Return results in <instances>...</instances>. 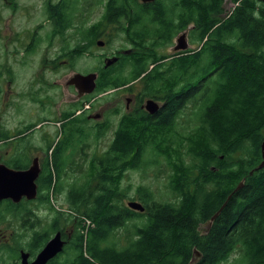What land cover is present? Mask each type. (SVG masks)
Here are the masks:
<instances>
[{
  "label": "trees",
  "instance_id": "obj_1",
  "mask_svg": "<svg viewBox=\"0 0 264 264\" xmlns=\"http://www.w3.org/2000/svg\"><path fill=\"white\" fill-rule=\"evenodd\" d=\"M228 1L236 5L229 17L227 0H108L105 17L96 27L98 37L102 29L115 25L119 36L125 34L136 44L133 54L147 47L161 51L192 24L190 38L199 48L143 78L141 96L161 100L163 110L157 117L142 110L124 115L107 150L92 157L81 172L86 175L96 168L90 181L75 176L67 182V157L87 153L90 138L101 140L110 126L89 130L83 121L75 135L74 123L66 124V138L46 159L38 180V198L0 202V223L9 224L10 218L31 222L24 227L26 234L13 238L16 248L0 246V264H8L4 253L14 254L12 264H18L21 250L35 258L59 231L68 243L49 264H224L236 252L238 264H264V167L259 168L264 142V3ZM125 66L102 69L97 93L123 87L149 69L135 67L136 74L127 77ZM190 107L200 146L191 151L190 170L179 171L170 184L177 201H156L140 187L138 197L146 210L125 206L132 189L121 188L124 174L146 167L149 147L161 146L160 131H171ZM14 148L28 162L13 168H28L32 160L27 143L18 142ZM242 182L243 188L233 194ZM62 192L67 194L68 212L56 210L52 203ZM230 195L210 233L202 235L200 225ZM35 203L53 209L49 229H34L40 218L31 208ZM119 236L125 244L115 240ZM195 251L201 255L197 261Z\"/></svg>",
  "mask_w": 264,
  "mask_h": 264
},
{
  "label": "rangeland",
  "instance_id": "obj_2",
  "mask_svg": "<svg viewBox=\"0 0 264 264\" xmlns=\"http://www.w3.org/2000/svg\"><path fill=\"white\" fill-rule=\"evenodd\" d=\"M79 2L81 28H87L89 26L96 28L105 17L108 0H79ZM235 6L236 5H234V3L227 0L226 13L228 14V17L231 15V11ZM117 27L118 26L114 25V36L112 42L109 41V35L112 33L113 26L109 29H102L100 37H98L96 29V32H94V40L90 44H81L82 54H80L81 58L78 62V66L75 65L73 61L74 58L72 57V51L75 49L73 48L74 43L72 40L74 32L72 30L67 31L65 43H62L59 47L57 45H48L45 47L46 54L52 60H57V62H60V65L58 66L57 70H50L49 72L45 73V75L49 78L47 83H39L37 87H32L33 89L43 88L54 89L56 91L55 99L57 101L50 105L45 104L49 106V111L51 114L52 112H55V115H53L54 117L58 115L56 114L57 109L58 111L63 112L66 108H68L69 105L73 104L74 100L76 99L75 90L68 89L66 87V82L74 72H77V69L82 68V73H86L85 70L89 69L96 73H98V70H100L101 74L102 66L104 65V60L106 58L116 56V54L121 55L123 52L135 48L129 43V38L127 35H118V31L116 30L118 29ZM190 30L191 28H189L186 32H184L185 29L181 31V34L187 33L189 42V48L185 54H192L199 48V46L195 48L196 45L193 44L190 38L193 30L191 32ZM83 32L84 30L81 31L82 34ZM181 34H179L174 39L172 45L170 44L164 47L163 50H158V52L163 55H173L174 47L177 45V39ZM98 41L109 43L106 44L105 47H99L97 45ZM88 48H90V51H94L95 54L89 56ZM63 49L66 50L65 53H69L71 56H60L63 53ZM62 64H64L63 68L61 67ZM4 73L6 75H10L12 86L14 87L15 85L16 89H24L27 87L26 73H23L16 78L10 74V71L4 70ZM29 82L31 83L32 81ZM1 85H5L3 83V78H0V86ZM126 91L130 90L114 89L103 94H98L95 92V94H91V97H88L85 101H82V105L87 104V107L85 106L86 109H84L85 120L88 119V116L94 117L97 114L100 115L98 120L91 119L90 121L88 120V122L84 123L85 125L89 126V130L91 127L94 128L99 125H108L110 126V129L106 132L105 136L101 140L93 141V137L90 138V145L86 150L87 153H76L73 157H69L68 155L67 161L69 162V168L67 170V178H70L67 179L68 183H71V178L75 176L81 177L83 181H90L96 174L97 169L94 167H91L86 175H81V172L87 169V163L92 157L95 155H100L102 152L107 150L113 140L114 131L118 127L119 119L127 112H131L137 108L134 103H131L130 111L127 110L128 98H130V94L133 93L131 92L132 90L130 92ZM6 93H8L7 96H5ZM3 97L8 102V105L2 111L0 126L8 129L10 135L14 136L17 135V132L24 125L34 123V125L31 127H33L34 130H39H36L35 134L31 132V136L34 135V138L33 141L29 142V157L31 159L40 157L41 160H43L48 144L54 141L56 143L57 141L56 138L57 133H59V126L54 124L53 120L51 119V125H49L50 123H44L42 127H39L38 125L40 122L37 120L41 117L42 104L32 105L31 99L27 95H21V101L24 102V107L22 110L18 111H15L9 106V104L15 105L20 102L19 97H17L14 92L11 94L6 90L3 92ZM80 125H83L82 121H80ZM196 128V121L192 116V107H190L184 112L183 118L178 120L177 125L171 131H160L158 134V144L161 146L157 150H154L152 146L149 147L145 156L146 167L144 165V169L128 170L120 182L121 188L132 189L131 192L128 193L129 198L123 203L125 206L130 202H137L143 205L142 201L138 197L139 195L137 190L140 187L150 191L154 195L156 201H177L176 197L171 193L170 184L173 182L174 177L177 176L179 171L190 170L189 163L192 160L191 151L195 148L198 149L200 146L196 137ZM261 131L264 132V127L261 129ZM169 139L170 142L168 141ZM167 141L169 144L166 143ZM5 150H14V148L6 147L2 150V154ZM52 203L56 210L65 212L69 211L66 192H62L60 195H56L54 198H52ZM31 208L33 209L34 213H36V216L40 217L38 223L34 222V229H49L53 218V209H51L49 205H40L38 203H35V206ZM37 224H39V226H37ZM30 225V221L20 222L12 220L11 218L9 224L0 223V246L6 244L11 249L16 248L13 238L17 235V233L22 235L26 234L24 227H29ZM65 232L66 234H69L70 229H65ZM28 234H31V232H28ZM115 240H119L120 244H125L123 236H119ZM2 257L8 261V264H12L16 258L12 253H4ZM67 257L68 255H65L63 259ZM239 259L240 255L236 252L224 264H238ZM18 264H20V261H18Z\"/></svg>",
  "mask_w": 264,
  "mask_h": 264
},
{
  "label": "flooded vegetation",
  "instance_id": "obj_3",
  "mask_svg": "<svg viewBox=\"0 0 264 264\" xmlns=\"http://www.w3.org/2000/svg\"><path fill=\"white\" fill-rule=\"evenodd\" d=\"M79 13V0H0V78H3V83L5 84L0 86V119L2 117V111L8 105V102L3 97V92L7 90L11 94L14 92V94L20 99V102L15 105L9 104L10 108H13L15 111L22 110L24 107V102L21 101V95L25 94L31 99L32 105L42 104L41 117L37 120L40 122L38 125L39 127H42L44 123H50L51 119L53 120L54 124L59 126V133H57L56 138L57 141L56 143L54 141V144L51 147L52 150L49 149V143L45 150V156L43 160H41L40 157H36L34 159L30 158L32 160L30 165L28 168H26V165H24L25 169L23 170L29 169L33 161L38 159V164L42 174L43 170L46 168V159L48 157H52V153L57 143L66 138V124L73 122L75 135H79L82 127L80 125V121H84V123H86L88 120H91L90 117L92 116H88V119L83 120L85 111L84 109H86L87 104L82 105L81 103L92 95L81 96L80 88L75 84H71V81L77 74L89 75L96 73L93 70H85L86 73H82V68H79L76 70L77 72H74L69 78V80L66 82V87L68 89L75 90L76 99L74 100L73 104L69 105L68 108H66L63 112H60L57 109L56 114L58 115L56 117L53 116L55 115V112H52L51 114L49 111V106L45 105H50L57 101L55 99L56 91L54 89L43 88L33 89L32 87H37L39 83H47L49 78L45 75V73L49 72L50 70H57L60 62H57V60H52L46 54L45 47L48 45H57L59 47L62 43H65L66 33L70 30L74 32L72 41L74 43L73 48L75 49L72 51V57L74 58L73 61L75 65L78 66V62L81 58L80 54H82L81 44H90L94 40V32H96L95 27L89 26L87 28H81ZM189 28H191V32L194 27L192 24L187 26L185 28V32ZM82 30H84L83 34L81 33ZM179 34H181V32L175 35L174 39ZM185 34L187 36V33ZM113 36L114 28L112 29V33L109 35L110 42H112ZM120 36H123V34ZM108 43L109 42H105V45ZM129 43L136 47V44L130 39ZM134 49L135 48H132L123 52L122 54L119 53L121 55L116 54V56L106 58L104 60V65L106 61L113 58H118V62L111 66V68L114 66L122 67L123 64H126L125 73L127 77H132L136 74L135 67L144 68L148 65L149 69L142 73L140 78L126 84L123 87L117 88V90H132L131 92L133 94H130V98H128L127 102L128 111L131 109V103H134L137 106V108H135L133 111L127 112L124 115L133 114L138 110L148 113L144 108L145 103L147 100H154L159 104V110L154 115L148 114L153 117H157L163 110L165 103L161 100L141 96L144 90L143 78L161 65H164L163 68L166 70L173 60L183 57L184 54H176V52H174L173 55L168 56L163 55L158 51L151 50L149 47L142 48V50L140 49L136 54H132L134 53ZM65 52L66 50L63 49V53L60 56H71L69 53ZM88 52L89 56L95 54L94 51H90V48H88ZM162 56L164 57L163 59ZM124 57L127 59H123ZM104 65L102 68H104ZM61 67L63 68L64 64H62ZM4 70L10 71V74H12V76L15 78L22 75L23 73H26L27 87L24 89H16L14 85L15 82L13 83V87L10 75H6ZM160 70L161 69H159V71ZM98 71L97 72L99 75L100 70ZM29 81L32 82L30 83ZM7 95L8 93L5 94V96ZM98 115L99 114L96 116ZM33 125L34 123L24 125L17 132V135L14 136L10 135L8 129L0 126V164L14 169L13 167L16 164H26L28 162V160L24 156L20 155L14 147L18 145V142H26L28 145V151L30 153L29 142L33 141L34 138V135L31 136V132L35 134L36 130H39H34V128L31 127ZM49 125H51V123ZM13 142L17 143H14L13 145ZM6 143L11 144L7 145ZM6 147H12L14 150H5L2 154V150ZM63 158H65V156Z\"/></svg>",
  "mask_w": 264,
  "mask_h": 264
},
{
  "label": "water",
  "instance_id": "obj_4",
  "mask_svg": "<svg viewBox=\"0 0 264 264\" xmlns=\"http://www.w3.org/2000/svg\"><path fill=\"white\" fill-rule=\"evenodd\" d=\"M156 0H141L143 3H153ZM264 2V0H261ZM99 46H104V42L99 41ZM189 48V45L186 41V34H183L179 39L177 46L175 47L176 51H186ZM118 62V58H113L108 60L105 64V68H108ZM97 78L96 73L89 75L77 74L71 81V84H75L80 88V95L84 96L85 94H92L97 88ZM144 108L149 111L151 114H156L159 110V104L153 100L147 101ZM95 119H99L98 116H94ZM262 157L264 165V143L262 146ZM261 166V167H262ZM41 174V169L38 164V159H35L27 170H15L9 167H6L0 164V202L4 200H11L14 203H20L22 200L26 199L28 201H34L38 197V184L37 180ZM243 183H241L235 190L234 193L241 190ZM230 197L228 198V200ZM225 202L220 210L206 223L202 224L200 231L202 235L206 236L210 233L211 228L215 220L220 216L224 208L228 204ZM128 206L136 211L144 212L145 208L137 203L130 202ZM67 244V241L63 239L61 232L55 234L43 247V249L38 253L35 259H30V253L22 250L20 252L21 264H48L50 261L58 257L63 253L64 248ZM195 261L201 258V255L195 251Z\"/></svg>",
  "mask_w": 264,
  "mask_h": 264
},
{
  "label": "bare ground",
  "instance_id": "obj_5",
  "mask_svg": "<svg viewBox=\"0 0 264 264\" xmlns=\"http://www.w3.org/2000/svg\"><path fill=\"white\" fill-rule=\"evenodd\" d=\"M243 183V186H244V182H242Z\"/></svg>",
  "mask_w": 264,
  "mask_h": 264
}]
</instances>
